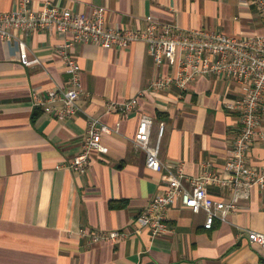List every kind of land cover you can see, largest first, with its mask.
<instances>
[{
    "label": "crops",
    "instance_id": "crops-1",
    "mask_svg": "<svg viewBox=\"0 0 264 264\" xmlns=\"http://www.w3.org/2000/svg\"><path fill=\"white\" fill-rule=\"evenodd\" d=\"M17 0H0V11L12 12ZM88 16L106 8L108 26L138 29L151 16L159 24L183 31L210 30L234 36L262 34V15L247 0H30ZM29 58L23 66L15 40L0 39V264H264V250L251 245L246 230L264 234V188L252 187L226 221L204 228L206 215L181 204L167 212L171 232L154 237L137 230L136 217L157 195L165 193L167 169L150 171L145 152L133 145L140 116L153 118L152 140L164 125L159 158L179 164L189 180L207 166L227 177L224 164L239 127V115L225 107L241 95L240 87L223 76H201L186 89L149 90L158 76H175L177 65L157 66L148 46L134 42L127 50L78 43L84 94L81 111L58 120L34 105L33 93L69 87V75L56 55L66 35L56 30L18 34ZM147 93H143L144 91ZM138 102L132 113H108L110 101ZM95 117L118 132L104 134L107 153H93L87 172L68 168L79 154L87 123ZM248 164L264 168V143L256 141ZM216 200L231 192L207 186ZM125 231L111 242H92V231Z\"/></svg>",
    "mask_w": 264,
    "mask_h": 264
},
{
    "label": "built area",
    "instance_id": "built-area-1",
    "mask_svg": "<svg viewBox=\"0 0 264 264\" xmlns=\"http://www.w3.org/2000/svg\"><path fill=\"white\" fill-rule=\"evenodd\" d=\"M247 1L255 6L264 22V0ZM30 4V0H17L12 12L0 11V39L15 40L20 50V62L28 67L40 64V61L37 57L29 58L26 44L18 34L53 29L66 35L55 53L69 75V87L50 89L43 94L33 93L35 107L41 108L45 115L65 120L81 111L78 105L84 94L81 68L73 57L78 43L119 50H127L136 41L145 43L157 66L165 63L177 65L175 76H158L151 82L148 89L152 91L173 86L184 90L201 76H223L240 87L241 95L225 104L228 110L239 115L240 121L238 134L224 164L225 178L207 166L200 176L189 180L191 186L186 188L183 180L187 178L182 166H165L159 158L164 125L159 124L157 138L153 141V118L147 114L140 116L133 145L145 152V164L150 171L167 169L168 175L165 177V193L155 196L136 217L137 230H148L154 237L170 233L167 212L176 204L193 213L203 211L206 215L204 228L210 230L216 219L226 221L227 216L237 209L239 201L249 197L252 187L264 188V168L258 170L248 164V153L253 144L256 141L264 143V29L262 34L243 37L210 30L183 31L173 25L159 24L151 16L145 18L143 28L131 29L108 26L104 7H94L86 16L51 2H45L39 9ZM137 105L135 98L124 103L110 101L106 109L108 113L128 114ZM118 129V126L113 129L98 118L90 117L81 150L68 168L80 175L85 174L91 155L108 151L102 136L118 132ZM211 184L230 190V200L213 199L207 192V186ZM128 235L125 231H92L90 239L94 243L103 240L117 242ZM244 236L251 245L264 250L263 233L246 230Z\"/></svg>",
    "mask_w": 264,
    "mask_h": 264
}]
</instances>
